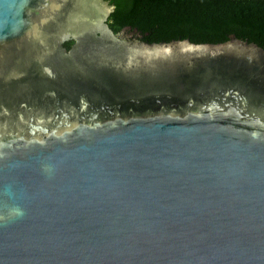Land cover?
Returning a JSON list of instances; mask_svg holds the SVG:
<instances>
[{
    "label": "water",
    "instance_id": "1",
    "mask_svg": "<svg viewBox=\"0 0 264 264\" xmlns=\"http://www.w3.org/2000/svg\"><path fill=\"white\" fill-rule=\"evenodd\" d=\"M111 10L0 0V264H264V49L147 44Z\"/></svg>",
    "mask_w": 264,
    "mask_h": 264
},
{
    "label": "trees",
    "instance_id": "2",
    "mask_svg": "<svg viewBox=\"0 0 264 264\" xmlns=\"http://www.w3.org/2000/svg\"><path fill=\"white\" fill-rule=\"evenodd\" d=\"M112 10L107 25L118 33L124 28L147 44L189 41L220 44L234 37L264 49V0H105ZM73 39L64 42L70 50ZM199 89L176 103L124 102L111 115H150L164 109L182 112L198 102ZM109 113V112H106Z\"/></svg>",
    "mask_w": 264,
    "mask_h": 264
},
{
    "label": "clouds",
    "instance_id": "3",
    "mask_svg": "<svg viewBox=\"0 0 264 264\" xmlns=\"http://www.w3.org/2000/svg\"><path fill=\"white\" fill-rule=\"evenodd\" d=\"M11 213L14 214V215H22L23 214L22 210L19 209V208L12 209Z\"/></svg>",
    "mask_w": 264,
    "mask_h": 264
},
{
    "label": "rangeland",
    "instance_id": "4",
    "mask_svg": "<svg viewBox=\"0 0 264 264\" xmlns=\"http://www.w3.org/2000/svg\"><path fill=\"white\" fill-rule=\"evenodd\" d=\"M129 35H131V32H129L128 30L126 31V36L128 37Z\"/></svg>",
    "mask_w": 264,
    "mask_h": 264
}]
</instances>
